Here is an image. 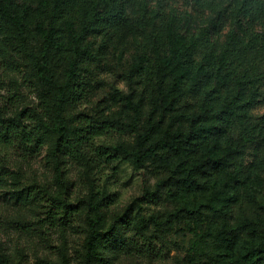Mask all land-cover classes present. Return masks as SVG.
Masks as SVG:
<instances>
[{"label":"rangeland","instance_id":"1","mask_svg":"<svg viewBox=\"0 0 264 264\" xmlns=\"http://www.w3.org/2000/svg\"><path fill=\"white\" fill-rule=\"evenodd\" d=\"M3 1L24 17L26 37L22 45L0 20V110L9 116L27 109L23 122L31 128L37 123L34 111L43 112V101L55 113L58 97L39 82L30 53L41 54L46 35L55 29L59 47L52 52L50 69L62 83L74 42L84 36V47L94 55L79 68L86 93L62 114L72 130L86 128L101 135L79 146L78 155L62 156L60 170L51 155L52 138L33 154L0 148V167L8 162L9 169L0 180V264H220L209 256L216 248L212 241L207 242L210 249L204 242L195 247L210 222L224 221L209 208L216 196L211 182L216 175L202 174L198 182L202 187L206 183L205 190L189 196L183 181L193 166L185 157L169 148L156 151L139 169L133 161L162 114L163 124L142 152L153 149L168 126L172 132L182 128L187 135L197 134L226 108L224 92L210 97L215 82L199 93L190 88L211 49L216 67L224 51L230 59L225 73L228 97L244 90L226 141L240 149L231 171L244 172L249 181L227 215L243 235L248 229L264 231V135L252 127L264 116V50L248 46L253 35L264 34V22L239 28L233 19L237 0H65L61 9V0ZM115 14L123 20L114 21ZM218 18L223 26L212 43L188 58L189 82L175 90L176 74L164 80L159 74L160 61L172 53L173 33L192 39L204 28L213 29ZM231 31L237 32L234 41ZM184 146L195 160L210 158L207 144ZM42 191L65 201L68 214L65 206L53 205L50 195L42 199ZM195 209L198 214L191 213ZM128 220L132 225L126 236L138 242L137 248H118L112 237L119 232H112L102 243V255L87 263L91 223L103 232L116 224L124 232Z\"/></svg>","mask_w":264,"mask_h":264},{"label":"trees","instance_id":"2","mask_svg":"<svg viewBox=\"0 0 264 264\" xmlns=\"http://www.w3.org/2000/svg\"><path fill=\"white\" fill-rule=\"evenodd\" d=\"M65 0L57 3L59 9L62 8ZM200 4H204L207 0H198ZM236 17L234 23L239 28L246 29V25L251 28L256 23L264 22V0H237L235 4ZM115 14L112 19L121 22L122 16ZM219 22L212 28H204L198 37L192 39L187 38L183 33H173L171 37L172 53L160 61V76L166 79L168 76L176 74L174 82V89L180 91L184 85L189 82L191 73L186 68L187 60L192 56L203 44H210L214 41V33L220 30ZM0 20L3 28L11 31L22 45L25 44L26 37V23L23 16L16 15L12 12L11 6L0 0ZM264 34H255L248 42L249 47H257L259 50H264ZM237 37L236 31H231L229 39L235 40ZM84 36L76 39L74 42V55L69 59V70L64 82H60L53 77L50 69V60L52 52L59 47V40L56 36V30L52 29L45 38L44 51L39 54L32 52L30 57L35 63L37 76L39 82L48 86L54 91L58 97V110L54 113L51 111V104L49 101H43V112L34 111L36 113V125L24 124L23 118L27 113V109L21 110L18 113L7 116L0 110V148L3 151L12 149H25L26 152L33 154L40 149L47 138L54 140L51 148V155L56 161L57 169L60 170L61 157L67 155H78L80 151L79 146H84L94 136H100V131H91L86 128L76 127L72 130L67 123V119L62 114L71 105L76 104L83 99L86 93V85L81 76L80 66L84 60L94 57L93 53L84 47ZM216 52L214 49L210 50L207 56V63L200 66L195 72V81L191 83L190 88L196 93H199L205 86L211 82H215V88L212 90L210 97L214 94L219 95L224 92L226 100V108L221 112L216 113L215 122L207 125H201L197 134H186L185 130L172 132L171 126L165 131V135L161 140L154 143V148L150 150H142L148 143L150 136L154 135L156 131L163 124L165 115L162 114L161 119L154 123L147 135L140 142V151L137 152L133 161L136 169H139L146 158L152 159L156 151L160 149H171L174 155L185 157L188 166H193L184 178L185 191L189 196H195L201 191L205 190L206 183L203 187L198 182V178L205 173L216 175V178L211 181L212 187L216 190V196L210 209L215 215H221L224 219L222 223L210 222L205 233L199 235L201 239L195 241V247L202 246V242L206 243L212 241V245L216 248L209 252V256L217 260L220 264H264V231L247 230L246 235H243L237 228L232 227L230 217L227 215L228 211L234 208L242 199L243 185L249 181V176L244 172H234L231 168L234 163V156L238 154L239 150L232 141H226L229 128L231 127L233 116L236 115L238 108V101L242 99L243 92L237 93L236 96L228 97L229 82L226 80V68L230 62L228 54L224 51L219 58V66L214 64ZM207 110L205 115L209 113ZM259 134L264 135V116L258 119L252 126ZM43 129L45 131L43 132ZM186 134V136L184 135ZM188 137V138H187ZM247 140L250 141V139ZM185 142L190 145L207 144L208 156L210 158H202L198 161L194 159L193 153L184 146ZM194 146V147H195ZM124 150V149H121ZM3 161H7L2 158ZM163 162V159H160ZM8 162H4L0 167V180L6 173H9ZM176 180V179H175ZM31 192V191H30ZM181 192V193H183ZM179 193V192H178ZM43 194L42 199L50 195L46 191L39 192ZM54 206H65L66 214H68V205L65 201L60 200L54 195L49 197ZM217 200V201H216ZM133 203L130 204L127 210L130 212L133 209ZM199 210H194L191 213L198 214ZM125 220V219H124ZM132 225L131 221H126L123 225L124 232L118 229L116 224H112L110 228L103 232L96 227L95 223H91L90 234L87 237V263H90L95 257L101 256L102 243L108 238L112 232L115 233L112 239L117 241V247L124 250H132L137 248L138 242H134L126 236L129 227ZM251 225L250 222L245 224L244 230ZM118 229V230H117ZM144 227L141 228L143 232ZM144 233H141L143 236ZM145 244L152 245L151 240H146ZM210 249L211 247L206 246Z\"/></svg>","mask_w":264,"mask_h":264}]
</instances>
